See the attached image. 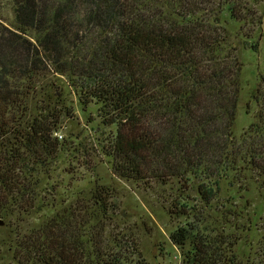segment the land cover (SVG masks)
<instances>
[{"label":"trees","instance_id":"trees-1","mask_svg":"<svg viewBox=\"0 0 264 264\" xmlns=\"http://www.w3.org/2000/svg\"><path fill=\"white\" fill-rule=\"evenodd\" d=\"M12 1L15 26L0 21V216L34 209L42 173L68 150L64 110L27 112L47 73L68 76L83 110L112 129L102 147L122 178L196 185L207 209L223 179L264 174V74L251 94L256 121L242 139L234 132L244 62L228 22L262 26L249 0ZM95 194L106 210L107 188ZM195 209L184 198L174 213ZM171 238L190 243L183 264L235 263L190 222ZM11 247L4 264H141L75 210L19 232Z\"/></svg>","mask_w":264,"mask_h":264},{"label":"rangeland","instance_id":"rangeland-1","mask_svg":"<svg viewBox=\"0 0 264 264\" xmlns=\"http://www.w3.org/2000/svg\"><path fill=\"white\" fill-rule=\"evenodd\" d=\"M249 2L263 14L261 27L228 22L230 40L244 62V89L234 126L238 139L256 121L258 106L251 94L260 74H264V0ZM0 21L15 26L12 0H0ZM70 84L68 76L47 73L27 98L30 116L53 108L64 110L59 134L69 144L50 171L42 173L36 207L0 216V264L12 260L11 245L19 232L74 210L90 219L106 242L120 238L123 249L129 254L135 252L134 258L141 264H183L190 243L178 245L171 234L187 222L197 225L206 239L218 242V250H223L224 257L235 259L233 264H264V174L249 169L235 184L223 179L213 205L207 209L198 202L196 185L186 189L179 179L164 184L122 178L114 172L111 158L102 147L112 129L100 125L93 107L83 110ZM101 186L108 190L106 210L95 198ZM182 196L196 206L197 216L174 213L175 206L184 201Z\"/></svg>","mask_w":264,"mask_h":264}]
</instances>
